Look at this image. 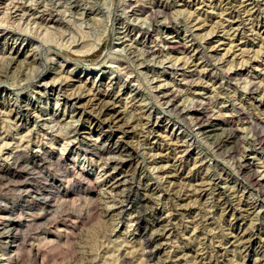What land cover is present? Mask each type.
<instances>
[{"label":"rangeland","instance_id":"obj_1","mask_svg":"<svg viewBox=\"0 0 264 264\" xmlns=\"http://www.w3.org/2000/svg\"><path fill=\"white\" fill-rule=\"evenodd\" d=\"M259 138L264 0H0V208L29 182L46 212L0 216V264H264V187L238 170L263 182ZM38 145L54 164L13 180ZM46 174L88 190L43 202Z\"/></svg>","mask_w":264,"mask_h":264},{"label":"bare ground","instance_id":"obj_2","mask_svg":"<svg viewBox=\"0 0 264 264\" xmlns=\"http://www.w3.org/2000/svg\"><path fill=\"white\" fill-rule=\"evenodd\" d=\"M53 40V39H52ZM21 63V62H20ZM3 71V70H2ZM172 96V95H171ZM170 96V97H171ZM169 97V99H170ZM175 96L173 95L172 98H174ZM172 100V99H171ZM170 100V101H171ZM259 101V100H258ZM104 102V101H103ZM103 106V105H102ZM103 108V107H102ZM105 108V107H104ZM103 108V109H104ZM109 108V107H108ZM107 108V109H108ZM102 111V110H101ZM104 111V110H103ZM194 118L196 120V125H198V127L202 128V129H205V130H214L215 128L217 129V127L220 125V123H218V119H215L213 117H205L204 115L200 114V111L198 110H194ZM225 122V121H224ZM221 126V125H220ZM102 127V126H101ZM220 128V127H219ZM219 130V129H218ZM221 130V129H220ZM225 131V130H224ZM217 134V133H216ZM225 134V133H224ZM229 134V133H227ZM231 135V134H230ZM222 136V135H221ZM231 138V137H230ZM259 140V145L261 147L264 148V141L261 140L260 138L258 139ZM21 142V141H20ZM228 142V141H226ZM71 143V142H70ZM10 143L6 142V146L9 145ZM81 145L86 148L87 151H90L94 154H97L101 159H103V157L105 156V153H110L111 152V148H108V147H104V144L103 146H101L100 144H97L95 142H85V141H82L81 142ZM8 147V146H7ZM39 147V151L37 152H32V153H27V152H23V151H16V153H11L9 155V158L11 156V160L13 161L12 164H20L19 166H26V168H24V170L22 169L21 172L19 173H15L12 178L13 180L18 178L20 179L21 177L23 176H28L27 175V172L29 169L31 170H44V169H48V163H46L45 160H49L50 159V163L53 165L54 164V160H55V154L47 149H44L43 146H40L38 145ZM67 148V147H66ZM19 149V148H18ZM65 151V150H64ZM58 155V154H57ZM127 156V155H126ZM118 157V156H117ZM61 160H63L62 158H60V161L57 163L60 167V169H66L65 166L62 167L61 166ZM112 161L115 160V158L112 157L111 159ZM126 160V159H125ZM117 161V160H115ZM121 161V160H118V162ZM123 161V160H122ZM121 161V162H122ZM121 164V163H120ZM239 164V163H238ZM11 165L7 164L6 166H2L0 165V173H2V171L5 170V172L7 171V173L11 174L13 173L11 168H10ZM31 166V167H30ZM56 166V164H55ZM254 166V165H253ZM48 167V168H47ZM51 167V166H50ZM120 167V166H119ZM54 169V168H53ZM118 169V168H116ZM254 168L251 166V163L250 164H246V165H242L240 163L239 167H238V170H239V173H241L243 176H249L250 177V180L253 182L254 185H258L260 187H264V180L263 182H256L254 180V174H255V170H253ZM18 170V169H17ZM67 170V169H66ZM45 171V170H44ZM47 171V170H46ZM50 171V169H49ZM56 171V170H55ZM72 171V170H71ZM18 172V171H17ZM53 172V171H52ZM49 173V172H48ZM55 173V172H53ZM69 176L66 172V175L65 177ZM80 176L79 178H76L75 180H79V181H83L85 178H87L85 175L81 174L80 173ZM42 177V176H41ZM46 182H47V185L45 187V189L41 190V191H38V192H35L33 193L38 195V198H40L41 200H43V202L45 201H50L52 196L53 195L54 197H74L75 195H78L79 194V191H83V192H87L86 190H88L87 188H84L81 187L80 190L78 191H68L66 190L64 192V188H63V180L61 179V177H57L55 175H50V174H46ZM39 178V177H38ZM28 179V178H27ZM42 179V178H41ZM74 179V178H73ZM88 179V178H87ZM256 179V178H255ZM9 181V180H7ZM20 181V180H19ZM24 181V180H23ZM33 181V180H32ZM125 180H123V183H126L124 182ZM45 182V181H44ZM71 182V181H70ZM129 183V182H128ZM38 184V183H37ZM42 184V183H41ZM75 184V183H74ZM87 184V183H86ZM121 184V183H120ZM8 186V185H7ZM38 186V185H37ZM125 186V185H124ZM9 187V186H8ZM17 187V185H16ZM15 187V188H16ZM33 185L29 182H22V183H19L18 185V189H19V199L18 201L20 200V202H17L15 204H12V206L8 207L6 205V207L4 209H1L0 208V216H9L10 215H17L21 218V224L23 226H25L26 224L30 223L32 220H35L36 218H39V217H42L44 216V210L42 209L41 211H43V213H39L38 211H36L35 209L33 208H28L26 207L24 204L28 201V198L29 196L31 195V189H32ZM35 188V187H34ZM33 188V189H34ZM12 189V188H11ZM40 189V188H39ZM71 190V189H70ZM130 190V189H128ZM90 192V191H89ZM127 193V192H126ZM139 193V192H138ZM140 194V193H139ZM15 195V194H14ZM132 196L133 194L131 192H128L126 194V196H124L125 198V201L128 202V203H131L133 202L132 201ZM141 196V195H140ZM136 198V197H135ZM9 199V198H8ZM65 199V198H64ZM146 199V198H145ZM34 200V198H33ZM73 200V199H72ZM37 202V200H35ZM91 201V200H90ZM124 201V200H123ZM136 204L138 206V211H137V215H136V222L137 224H140V220H141V217H142V213L145 211V209H147L146 207V204H145V201L142 200V198H138L136 200ZM0 202H5L4 199H0ZM14 202V201H13ZM22 202V203H21ZM42 202V201H41ZM55 202V201H54ZM57 203V202H56ZM66 203V202H65ZM135 203V202H133ZM6 204V203H5ZM37 204V203H36ZM135 204V205H136ZM30 207V206H29ZM136 207V206H135ZM50 211V210H49ZM98 212V211H97ZM45 217V216H44ZM46 220V219H44ZM20 223V222H19ZM13 228V227H12ZM11 228V229H12ZM55 231V230H54ZM146 231V230H144ZM53 232V231H52ZM8 233V236L7 238L10 240L9 241V244H10V250L12 252H15L16 251V240H17V235L13 234V233H10V230L7 232ZM12 234L14 236H12ZM70 237V236H69ZM46 239V238H45ZM146 239V238H145ZM44 240V239H43ZM52 242V241H51ZM148 243H150L151 241H147ZM50 243V242H49ZM52 243H55V242H52ZM56 246V245H55ZM57 247V246H56ZM35 250V249H34ZM32 251V249H31ZM36 251V250H35ZM39 251V250H38ZM34 252V251H33ZM40 253H41V250H40ZM37 254V253H36ZM36 256V255H35ZM44 256V255H43ZM42 256V257H43ZM48 259V258H46ZM50 259V258H49ZM45 260V259H44ZM42 260V261H44ZM53 260V259H52ZM41 261V262H42ZM42 264V263H41Z\"/></svg>","mask_w":264,"mask_h":264}]
</instances>
